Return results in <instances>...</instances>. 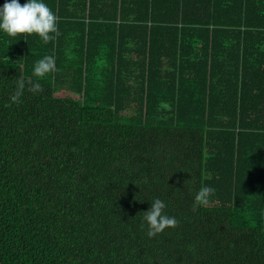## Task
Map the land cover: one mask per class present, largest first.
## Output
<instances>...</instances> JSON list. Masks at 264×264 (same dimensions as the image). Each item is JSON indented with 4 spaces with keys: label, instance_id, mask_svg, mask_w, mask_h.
Wrapping results in <instances>:
<instances>
[{
    "label": "trees",
    "instance_id": "16d2710c",
    "mask_svg": "<svg viewBox=\"0 0 264 264\" xmlns=\"http://www.w3.org/2000/svg\"><path fill=\"white\" fill-rule=\"evenodd\" d=\"M45 3L0 32V264H264V0Z\"/></svg>",
    "mask_w": 264,
    "mask_h": 264
},
{
    "label": "clouds",
    "instance_id": "9594fccd",
    "mask_svg": "<svg viewBox=\"0 0 264 264\" xmlns=\"http://www.w3.org/2000/svg\"><path fill=\"white\" fill-rule=\"evenodd\" d=\"M57 20L56 13L45 3V0H25L23 4L19 0H5L0 5V32L7 33L10 36L35 33L47 44L59 35ZM56 70L55 58L52 55L44 56L34 66V74L37 77H42ZM23 88L24 82L21 81L18 89L11 97L13 101L20 98ZM39 89V82H34L32 90L38 91ZM214 192L213 187L203 186L195 196L196 204L206 202ZM150 203L149 209L143 211V220L147 225L149 236H155L157 233L164 231L166 227L177 226L179 223L177 218L165 211L167 208L165 200L156 197Z\"/></svg>",
    "mask_w": 264,
    "mask_h": 264
},
{
    "label": "rangeland",
    "instance_id": "374dc122",
    "mask_svg": "<svg viewBox=\"0 0 264 264\" xmlns=\"http://www.w3.org/2000/svg\"><path fill=\"white\" fill-rule=\"evenodd\" d=\"M57 93H59V92H57ZM71 93V92H70ZM71 96H73V94H71Z\"/></svg>",
    "mask_w": 264,
    "mask_h": 264
}]
</instances>
